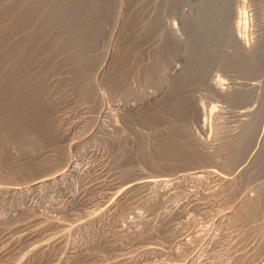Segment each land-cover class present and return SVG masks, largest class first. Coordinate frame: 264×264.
<instances>
[{"label":"rangeland","instance_id":"obj_1","mask_svg":"<svg viewBox=\"0 0 264 264\" xmlns=\"http://www.w3.org/2000/svg\"><path fill=\"white\" fill-rule=\"evenodd\" d=\"M136 1L137 0H123L122 1V4H121L122 6L120 5L121 8L120 7L117 8L118 13L117 12L115 13L117 18L114 17L113 18L114 20L109 19L107 22V25H108L107 28L109 31L107 30V32L104 34L105 35L104 37H106L107 41L103 37L104 42H103V40L101 41V42H103V44L100 42L99 44H101V45H99L97 48V50H101V51H99L100 55L96 53L97 52L96 50L93 51L94 53L91 52L90 56L93 57V60H92L93 62L91 64L92 66L90 65L89 69H87V70L85 68V71H84V69L81 70V69L75 68L71 65L70 66L67 65V57H68L67 51H64V52L58 51L59 53L58 52L55 53L54 56L50 55L48 52L44 51L40 55V57H39L40 59L37 60L36 62L35 61H33V62L32 61H26V62L18 61V58L16 57L15 53H13L14 49L16 48L17 41L23 37V35L25 34V32L27 30L33 29L36 26L34 27L32 24V21L29 18L27 19V17H26V9H27V5H28L27 2H25L23 0H0V43H1V46H0V82L1 83L4 82L2 85L0 84V88L3 85H5V83L7 84V82L9 81V80L8 81L6 80V77L8 75V72L10 71V67H11L10 64H14V63L16 64L17 63V65L14 67V70L18 68V69H20V70H18L19 72H21V71L26 72L27 71V73L29 72V74L37 76L39 81L45 82V92L47 95L48 103L50 104L49 106H50V110L52 112V117H53L52 122H54V125L58 130V133H57L58 135L53 140L46 139L45 137H37V138L32 139L30 137L32 135H27L28 137H30V139L27 140L28 137L22 138L20 135H17V133H16V131H14V129L10 130L7 127V124H5L6 120H5V122L3 121L4 120L3 111H2V109H0V210H1L0 212H1V214L4 212L2 214L3 217L0 214V218L3 219L2 221L0 219V222H1L0 223V242H1L0 243V253H1L0 258L4 257V259H5V257H6V259H8V257H10L8 260H6V259L3 260V258H1L0 264H3V263L4 264H6V263L7 264H11V263L12 264H36V263L37 264H53V263L54 264H75V263L81 264V262H84L82 264H85V263L86 264H92L93 262H97V263H93V264H98V263L105 264L106 262H107L106 264H114V263L115 264L116 263L122 264L123 262H124L123 264H125L126 262H127L126 264H136V263L137 264H141V263H143V264H150V263L151 264H156V263L163 264L164 262H165L164 264H170V263L171 264H174V263L175 264H193V263L199 264V262L201 264H205V262H206V264H223L224 262L226 264H237V263L238 264H241V263L242 264H264V262H263L264 261V240H262V239H264V224H263L264 219L262 216L259 217V215L253 216L254 218L252 216L243 217L244 215H242V213L239 211V208L244 205L243 203H245V199L254 198V197H256V195L258 196L260 194H261V198H262V204L264 205V168L260 169V165H259L260 158H261V152H262L261 149L264 147V117H261V119H262L261 123L263 125L261 124L260 133L258 134L259 136H257L258 139L256 138L258 140V142L256 141L257 143L255 144V146H253L251 148L252 149L250 151L251 153L249 154L248 159L245 161L246 164L245 163L240 164L239 162H237L235 164H232L231 166L224 167L225 165H223L222 162L218 163L214 159V156H215V158H218L219 155H220L219 159L220 158L221 159L225 158L224 160L227 159V154L229 153L228 143L231 140V137H229V136H231V132H229V130L232 128L231 124L233 122V117L231 116L230 111L233 110L234 105L229 100H227L225 98L224 94L227 91L231 90L236 85V82H235L236 78H235L234 73L233 72L231 73L230 69L226 65L221 64V63H219V64L214 63V66H211V65L209 67L207 66L208 67L207 71L209 73L207 72L208 76H206V77L208 80L205 78H202V79L200 78L201 79V82H200L199 81L200 79L198 78L196 80V82H194L196 84L193 83V85L195 87L199 86L200 87V88L198 87L199 89L195 88L192 85L195 93L197 91V93L195 94L197 97L195 95L194 96L199 101L196 98H194V99L198 101L197 103H199L198 105L200 106V114H201V117H200L201 120L200 121H203V122L195 121V119H194L193 121L192 120L191 121L184 120L185 122L182 120L176 124L179 126H184L185 128H187V130L189 129L188 131L191 132V133L189 132V134H188V131H186L185 136L182 137V140L186 139V140H184V142L189 141L188 145L193 146V148H194L193 154L192 155L188 154V156L185 155V157H183V158L182 157H180V158L169 157L167 159L164 156H160V157H156L152 160H150L149 158L146 160L142 159L138 155V149L139 148L137 145L138 144L137 143V139H138L137 135H139V133L142 132L146 137H149L150 135H152L153 138H150L151 137L150 136L149 139L153 143V142H156V138H157V134L159 133V130L160 131L168 130L166 128L172 126L173 123L171 124L168 122H163L162 124L160 123L161 124L160 125L159 123L158 124H156V123L151 124V123H153L152 121L151 122L149 121V123L148 122L146 123V122H143L141 120H135V124L134 125L132 124L133 125L132 126L130 123L128 124V122H125L126 120L124 121V119L126 117L125 115L132 113V112H130V111H132V109L130 107H126L124 103L129 102L130 104H134L133 106H136L137 108H139V110H143V111L146 109V107L147 108L151 107L152 106L151 104L154 105V102H156L158 99H161V98L166 96V94L170 90L169 82H168V84H166V83H167V81H169L172 78V76L174 77L175 75H177L179 70L178 69L175 70V69H172L170 67H167L166 70L163 71L162 74H160L159 79L162 78L161 82H163V83L160 82L161 84L159 83V85L157 83H154L155 81L150 82L148 80L149 82H144L147 80H144L143 78L137 76L139 78V80H141V82H140L138 80V78L136 77V75L132 74V76L130 77L131 78L130 79L131 88H130V90L128 88V90H127L128 92H125L122 89V87H119V86L114 87V85H112L110 83L111 81H109V78L111 80V78L113 77V70L115 68H117V66H118L117 64L119 61L116 64L115 54L117 52L119 40L121 39L120 36L122 35V33H121L122 32L121 30L123 29L122 25L125 22V20L127 19V17H129L128 14H130L133 9H134L133 11L139 10L140 12H141V10H143L142 13L144 12L147 14V16H146L143 13V17L144 16L148 17V16H150L149 14H151L152 12L153 13L151 15H153V14L156 15L157 12L159 13L162 10L160 8L161 7V0H158V1L157 0H148V1L145 0V1H143L144 3L143 2L138 3ZM152 1H153V4H152ZM156 1L158 2V4ZM236 1H237L236 2L237 11H236V16L234 18L235 23H236V29H235L236 30V36L238 37V39L241 41V43L246 48L252 50L258 44L257 40L260 39V37H261V33L263 31V30H261V28L262 29L264 28V25L262 26V24L264 23V2L260 3L258 0H236ZM195 2H197V1L194 0V3ZM140 4H142V5H140ZM10 5H12L11 8H9ZM137 5L140 8L138 7V9H137V7H135ZM147 9H148V11H147ZM190 10H191V8L189 6L188 7L183 6V7L177 8L175 11H174V9L170 8V9L166 10L165 12H163V14H162L163 17L167 20V22L170 21L169 23L174 26L173 28L176 31L178 30L177 33L179 34V31H180L179 35H181L185 39L188 36V33H186L187 31H186V28L184 26L183 15H184V13H186ZM119 12H120V14H119ZM172 13H174L175 15L174 14L172 15ZM164 14L166 16H164ZM169 18L171 20H169ZM142 21H144V20H139V22H138L139 25L142 24ZM154 29H153V32L156 31V29L155 30ZM117 34H119V36ZM157 39L155 41H152L154 39H151V40L145 39V41L148 44L147 45L148 48L147 47L145 48L146 42L141 41L140 45L143 46V48L139 45L140 47L139 46L135 47V49H133V47L130 45V42L127 40V42L130 45V55L133 58L130 56V60L127 61V62H129V64H127L126 67L130 68L132 65L130 62L133 59L138 60V58H139V61H138L139 65L147 64L146 61H148V60H149L148 61V63H149L151 61V56L150 55L147 56L146 54H148V52H149V54L150 53L152 54V51H154V52L157 51L158 47H159V49L161 47L163 48V46H162L163 42L162 41L159 42L160 40L159 39L157 40ZM156 41H158V42H156ZM158 43H161V45ZM150 49H151V51H150ZM228 49L231 50V47L230 48L228 47ZM102 50H104V51H102ZM140 50H141V52H140ZM95 53L98 55V57L96 56ZM64 54H67V55H64ZM59 55L61 56V58ZM62 55H63V57H62ZM64 57H66V58H64ZM176 59H177L176 64L178 66L181 65L179 68L186 66L187 61H186V56L184 54H181V56L180 55L176 56L174 61ZM52 62H53V64H52ZM20 66H22V67H20ZM60 69H62V71ZM67 69H69V71H67ZM57 70H59V71L57 72ZM51 75H52V77H51ZM62 75H64V76L61 77ZM48 76H50V77H48ZM57 77L59 78V80ZM132 77H134V78H132ZM49 78H50L51 82H50V80L49 81L47 80ZM54 79L55 80L57 79L56 80L57 82H55ZM4 80H6V82ZM52 81H54V82H52ZM197 82L199 85L197 84ZM214 83L216 84V86ZM157 85L159 86V88ZM218 86L220 88H218ZM163 87L165 88L164 92L162 91L164 89ZM160 88H161V90H160L161 93H160V91H158ZM116 90H119L121 92H118ZM122 92H124V93H122ZM147 95H150V96H147ZM222 97H223L224 101H223ZM135 99L137 101L140 100V102H137ZM62 100H63V102H62ZM152 101H154V102H152ZM111 104H112V106H111ZM143 105L146 107H144ZM0 106H1V104H0ZM121 106L122 107L124 106L125 108L124 107L122 108ZM232 106H233V108H232ZM143 107L145 109H142ZM229 107H230V109H229ZM59 108H61V109L59 110ZM106 109H107V111H106ZM69 110H70V112H69ZM78 111H80V112L78 114H76ZM225 111L228 115L225 113ZM105 113H108V116ZM118 113H120V114H118ZM79 114H81L80 116L83 115V117L78 118V117H80ZM73 115H76V116L74 117ZM110 116H112V117H110ZM227 116H229L230 119ZM262 116H264V115H262ZM119 117H120V119H119ZM73 120H75V121H73ZM81 120H83V122ZM65 122H67V124ZM105 122H106V125H103V124H105ZM63 123H65L66 125ZM68 123H70V124L72 123V124L70 125ZM109 123H111V124H109ZM136 123H138V124H136ZM199 123H200V125H199ZM181 124H183V125H181ZM185 124H187L189 126L187 127V125L185 126ZM157 125H159V126H157ZM167 125H168V127H167ZM75 126H77V127H75ZM146 126L148 127L149 130L146 129ZM64 127L66 130L64 129ZM117 127H119V128H117ZM162 128H164V129H162ZM71 129H73V130H71ZM115 129L118 131H116ZM121 129L122 130L124 129V130L122 131ZM103 130H104V132H103ZM113 130L116 133H114ZM143 130H146L147 132L143 131ZM154 130H156V131H154ZM63 131H64V133H63ZM66 131H67V133H66L67 135H65ZM100 131H101V133H100ZM135 131H136V133H135ZM137 131H139V132H137ZM149 132H150V135H149ZM152 132H153V134H152ZM154 132H155V134H154ZM228 132H229V135H227ZM147 133H148V135H147ZM79 134H81V135H79ZM125 134H128V135H125ZM186 134L188 135L189 139L187 138ZM76 135H78V136L76 137ZM122 135H124V136H122ZM84 136H86V137L84 138ZM125 136H127L126 138H127L128 147H130L132 149L131 150L132 156H131V153H127V157L131 156V160H127V157H125V156L122 159L118 158L120 150L118 149L119 145H118V142H116V141L119 140L118 138L124 139ZM78 137H80V138H78ZM100 137L103 139H101ZM128 137H129V139H128ZM113 138H115V139H113ZM130 138H132V139H130ZM152 139H154V141ZM74 140L75 141L77 140L78 142L77 141L75 142ZM106 140L108 142H106ZM113 140H115L114 143H113ZM82 142L85 144V145L83 144L84 146L81 145ZM88 142H90V143H88ZM89 144H90V146L88 147ZM53 147H54V149H53ZM49 149H50V151H49ZM86 150H87V152H86ZM52 151H53V153H51ZM221 151H222V153H221ZM45 152H46V154H45ZM49 154H51V155H49ZM59 156H60V158L58 160L57 157H59ZM61 156H62V158H61ZM207 156L212 157L213 160L209 159V157H207ZM53 157H54V159H53ZM67 157L71 161L74 162V166L71 167V169H73V170L66 171L68 174L65 173V175H63L64 177L56 179V180H54V182L52 181V182H49L45 185H42V187L38 186L35 188H30V189L25 188L24 189L23 185H21V184L27 183V182H24V181H26L25 179H27V178L29 179L32 176L34 177V176L40 174L41 172L47 173L46 171H51L53 169L52 167H54V168L57 167L59 163L61 165V161H62V163L64 162V164H65L66 163L65 161H67L65 159ZM56 158H57V160H55ZM214 160H215V162H213ZM55 161H59V163L55 162ZM202 162H204V163H202ZM205 162H207L206 163L207 166H209L208 163H210V165H212V166L215 165L217 167V168L215 167L217 169V171H220L218 169H222L223 171L222 170L221 171L224 172V174L226 172H229L227 175L225 174L226 175V178L224 179L225 181H223V179H220V178L218 179V177H213L211 175H210L211 177L209 175L208 176L204 175L203 177L196 178L195 179L196 181L193 178L186 176V178L185 177H184V179L182 178L183 181L181 180L179 182H174L176 184L172 185L173 181L170 179V177H172L171 174H173L176 171H180V169L185 170L187 168H190L191 164L193 166H195L196 164L206 165ZM87 163H89L90 165ZM170 163H173V164L171 165ZM64 164H62V166H64ZM81 165H83V166H81ZM84 165H86L87 167L86 166L84 167ZM119 165H121V167ZM192 165H191V167H192ZM90 166H91V168H90ZM168 166L170 169L168 168ZM186 166H187V168H186ZM174 167L177 169H175ZM178 167H179V170H178ZM222 167L225 169H223ZM85 168L86 169L88 168L89 171H88V169L86 170ZM172 168H174L175 170ZM74 169H76V171H77L76 173H75ZM81 169H82V171H81ZM173 170H174V172H173ZM72 171H74L75 175L73 174ZM163 172H166V173H164V175H163ZM134 173L135 174L140 173L139 174L140 176L139 175H137V176L143 177V179L145 180L144 181L145 184H142L143 187L141 186L140 189H136V190L134 189L135 192H134V190H129L127 192H125V190H123V191L121 190L120 196L117 197L118 199L114 198L111 200L112 202L111 201L109 202L110 205L109 204H107L108 206L104 205L103 200L106 197L105 198H102V197H104V195H105L104 191H106V190H105V188H103V186H106V183H107L110 185L113 184L114 186L117 185L118 187L116 188V190L117 189L119 190V188L123 189L122 188L123 183H126L131 178L137 177L136 175H134ZM169 174H170V176H169ZM167 176H169V177H167ZM102 177H104V178H102ZM66 178L68 180H66ZM96 178H98V179H96ZM165 178H167V179H165ZM189 179H191V180H189ZM60 180H62L63 182ZM93 180H95V181H93ZM193 180L195 181V183ZM201 180H203L202 183H201ZM115 181H117V182H115ZM162 181H163V184H162ZM219 181H221V182H219ZM64 182H65V184L62 185ZM96 182L99 184H97ZM185 182L188 184V186ZM216 182H217V184H216ZM102 183H104V184L100 187V184H102ZM198 183H200V184H198ZM203 183H204V185H203ZM191 184H192V186H191ZM162 185L164 188L162 187ZM195 185H196V187H195ZM197 185L199 187L201 185V187L198 188ZM43 186H44V188H43ZM52 186H53V188H52ZM87 186H88V189H87ZM95 186H97V187L95 188ZM205 186H207V187L204 188ZM218 186H220V187L218 189H216ZM60 187H61V189H60ZM171 187H173V189ZM184 187H187L190 190H187L186 188L183 189ZM20 188H22V189H20ZM90 188H92V189H90ZM99 188H101V189H99ZM161 188H163V189H161ZM177 188H178V190H177ZM207 188H209L208 190H210L209 192L212 196L209 194L208 190H206ZM28 189H29V192H28ZM73 189H74V193H73ZM81 189H82L84 195H83ZM251 189H252V191H250ZM99 190H100V192H99ZM143 190H145V191H143ZM175 190H177L176 191L177 193L175 192ZM180 190H182L183 192L185 190L184 194H183V192L179 193ZM244 190H245V192H244ZM188 191H192L193 192V193L191 192L192 195L190 193H188ZM204 191H205V193H203ZM211 191H212V193H211ZM20 192H22V193H20ZM69 192H70V194H69ZM138 192H140V194ZM142 192H143V194H142ZM186 192H187V194H186ZM196 193H199V194L196 195ZM213 193H216V194L213 195ZM243 193H244V195H243ZM247 193L249 196L247 195ZM80 194H82V195H80ZM204 194H206V195H204ZM75 195H77L78 197ZM87 195H89L90 199L88 197H84ZM129 195H131V196L128 197ZM140 195H141V197H140ZM163 195H165V196H163ZM175 195H176V197H175ZM186 195H188V196H186ZM215 195H218V196L220 195V196L218 198V196H215ZM132 196H133V198H132ZM213 196L215 199H213ZM97 197H99V200ZM100 197H101V199H100ZM135 197H137L136 200L134 199ZM193 197L197 200V202H196L197 204L196 203L194 204L193 201H191V199ZM202 197H204V198H202ZM210 197H212V198H210ZM85 198H86V200H85ZM207 198H210L211 200L207 199ZM125 199H127L126 201H129V202H126ZM172 199L174 201H172ZM199 199H201V200H199ZM204 199H206V200H204ZM186 200L187 201L189 200V201L187 202ZM212 200H213V202H212ZM120 201L121 202L124 201V202L121 203ZM60 202H61V204H59ZM87 202H88V204H87ZM211 202H212V204H211ZM175 203H176V205H175ZM96 204H98V205H96ZM100 204L104 205L103 207H105L106 209L103 208L102 205H100ZM204 204L208 207V209L206 208V206ZM218 204H220V206ZM238 204H242V205L236 206ZM116 205L118 207L119 206L120 207L118 208ZM195 205H197L198 208H196L197 206L195 207ZM216 205L219 207H217ZM87 206H88V208H87ZM132 206H133V209H132ZM174 206H176V207H174ZM68 207H70V208H68ZM81 207H83V208H81ZM85 207H86V209H84ZM136 207H138V209H136ZM203 207L206 208V210L203 209ZM209 207H211L210 208L211 211L209 210ZM21 208H23V209H21ZM63 208H65V209H63ZM71 208L72 209L75 208L76 210L74 209V211H76V212H73ZM79 208H81V209H79ZM223 208H225L227 211L224 210ZM7 209H8V211H7ZM60 209H61V211H60ZM111 209L113 212H111ZM168 209H170V210H168ZM174 209H175V211H174ZM62 210H63V212H62ZM131 210H132V212H131ZM16 211H20V212H16ZM67 211H70V212H67ZM78 211L82 215H79L80 213ZM202 211L203 212L206 211L207 213L205 214ZM219 211H221V213ZM88 212L90 215L87 214ZM92 212H94V213H92ZM116 212H118V215ZM138 212H140V213H138ZM193 212H196L197 215H196V213H195V215L198 217H194L195 215H193L194 214ZM198 212H200V213H198ZM212 212H215V213L219 212L218 213L219 217L216 216L217 213L215 214ZM236 212H237V214H236ZM7 213L9 215H7ZM11 213H13V214H11ZM231 213H232V215H230ZM40 214L42 215L41 217H40ZM64 214H66V215H64ZM136 214H138V215H136ZM13 215H14V217H13ZM72 215L74 217H72ZM77 215H79V216H77ZM85 215L87 216V218H90V216H91V218L92 217L93 218L92 219L90 218L91 220L88 219L89 221L85 220V218H86ZM134 215L138 216V218H140V219H138ZM169 215H170V217H169ZM70 216H71V218H70ZM83 216H85V217H83ZM121 216H123V217H121ZM176 216H177V218H176ZM210 216H211V218H210ZM6 217H7V219H6ZM33 217H35V219H33ZM76 217H80V218H76ZM81 217L84 221H82ZM145 217H147V219H145ZM165 217H167V218H165ZM242 217L244 220L242 219ZM255 217H257V218H255ZM67 218H70V219L67 220ZM72 218H74V219H72ZM109 218H110V220H109ZM122 218H124V219H122ZM161 218H162V220L164 219L163 222H162ZM179 218L181 221H179ZM216 218H218V220ZM249 218L253 219V220H250ZM8 219H10V220H8ZM15 219H17V220H15ZM76 219L80 220L79 222L81 224L78 222V220L76 222H74ZM119 219H121L122 221ZM129 219H130V221H129ZM141 219H143V220H141ZM159 219H160V221H159ZM194 219H196V220L198 219L197 220L198 222ZM225 219H227L229 222L227 220L225 221ZM240 219H242V220L239 221ZM60 220H61V222H60ZM64 220H65V222H67V224L68 223H70V224L67 225L64 222ZM71 220H73V221H71ZM184 220H186V221H184ZM232 220H233V222H232ZM15 221L16 222L18 221V223H16ZM109 221H111V222H109ZM214 221H215V223H214ZM20 222H22V223H20ZM23 222H24V225H23ZM25 222H28V223H25ZM210 222H211V226H210ZM223 222H225V223L223 224ZM71 223H72V225H71ZM12 224H13V229L11 228ZM74 224L75 225L79 224V225L74 226ZM118 224H119V227H118ZM158 224H160L161 229H159ZM165 224H167V225H165ZM194 224H196L195 225L196 227L194 226ZM201 224L203 225V227ZM134 225H135V227H133ZM205 225H206V227H205ZM5 226H7V228ZM9 226H11V227H9ZM116 226L118 229H116ZM136 226H139V227L137 228ZM152 226L153 227L157 226V227L152 228ZM238 226H240V227H238ZM8 227H9V229H8ZM140 227H142V228H140ZM219 228H221V229H219ZM224 228H225V230H224ZM229 228H231V229H229ZM29 229L32 230V232ZM136 229L140 230V231H137ZM118 230L121 232L122 235L120 234V232ZM227 230H228V232H227ZM238 230H240L241 233ZM245 230L247 232H245ZM201 231H202V233H201ZM207 231H208L210 236L208 235ZM33 232H34V234H33ZM35 232H37V233H35ZM126 232H127V234H126ZM143 232H144V234H143ZM190 232H194L195 235L193 236V238L190 237L189 240L186 241V244L189 243V245L187 246L184 243V244H182V246L180 244V246H178V248H177L176 245H174V243H175L174 239L176 241L177 237L179 238L181 235L185 236L186 234H188ZM215 232H216V234H215ZM224 232H226V233H224ZM118 233H119V235H118ZM139 233H141V234H139ZM148 233H150V234H148ZM247 233H248V235H247ZM183 234H185V235H183ZM132 235H133V237H132ZM198 235H200V236H198ZM213 235H214V238H213ZM225 235H227V236H225ZM237 235L238 236L240 235V238L235 237ZM121 236H123V237H121ZM125 236H126V238H125ZM206 236H208V237H206ZM31 237H33V239ZM194 237H196V239ZM224 237H226L228 240ZM105 238H106V240H105ZM140 238H142V239H140ZM12 239H14V241ZM112 239L114 241H112ZM20 240L21 241L23 240L22 241L23 243L22 242L20 243ZM25 240H27V241H25ZM129 240H130V242H129ZM133 240L134 241L136 240V241L134 242ZM232 240H234V241L232 242ZM242 240L245 242H243ZM55 241L58 242V244ZM111 241H112V243H111ZM143 241H145V242H143ZM191 241H193V242H191ZM199 241H201V242H199ZM16 242H17V244H16ZM102 242H105V243H102ZM125 242L127 243V246H126ZM46 243H48V245ZM107 243H108L109 247L107 246ZM256 243H257V245H256ZM259 243L261 244V246ZM141 244H144V245L142 246ZM145 244L146 245L152 244V245L157 246L158 248L146 250ZM199 244H201V246ZM225 244H226V246H224ZM27 245L28 246L30 245V246L28 247ZM50 245H51V247H50ZM132 245H134V246H132ZM184 245H185V247H184ZM238 245H239V247H238ZM41 246H42V248H41ZM243 246L247 248L246 249L247 255L245 254L246 256L244 255V257L240 258V256L237 255V252H238V248L243 247ZM170 247H171V249L168 250V248H170ZM210 247H212V248H210ZM221 247H223V248H221ZM1 248H2V251H1ZM50 248H52V249H50ZM115 248H116V250H118V249L119 250L116 252ZM130 248H132V250ZM137 248L139 251H136ZM195 248H197V249H195ZM209 248H210V250H209ZM233 248L235 249V251ZM174 249L177 251H175ZM4 250H6V251H4ZM53 250H55V251H53ZM57 250L60 252H58ZM69 250H70V252H69ZM87 250L90 253V255H89V253H87ZM140 250H141V252H140ZM142 250H145V251H143V253H142ZM12 251H14V252H12ZM21 251H22V253H20ZM40 251H41V253H40ZM79 251L82 252V256H81V253ZM96 251H98V252H96ZM232 251H233V253H232ZM101 252H103V253L101 254ZM120 252H121V255H120ZM129 252H131L132 257L130 256V254H128ZM174 252H176V253H174ZM251 252H254V253H251ZM4 253L7 255H5ZM71 253H73V254H71ZM97 253H98V256H97L98 258L95 257L97 255ZM104 253L106 256L105 255L103 256ZM113 253H114V256H113ZM15 254H17V255H15ZM74 254L76 255V257H74L75 256ZM167 254L168 255L170 254L169 257ZM209 254L212 257L209 256ZM227 254H229L230 256ZM72 255H73V257H72ZM88 255L91 258H89ZM116 255L117 256L120 255L121 258L119 259V257H117ZM173 255H175V257ZM189 255L191 257H189ZM232 255H233L234 259H233ZM107 256H109V257H107ZM110 256H111V258H110ZM122 256H124L125 258ZM158 256H160V257H158ZM247 256H249V257H247ZM255 256H257V257H255ZM77 257H78V261H77ZM99 257H100V259H99ZM103 257H105L107 259H105ZM170 257L174 258V259H171V261L169 262L168 260ZM176 257L177 258L179 257L177 259V260H179V262L177 260H175ZM237 257H239V259ZM15 258H18V259H15ZM45 258H47V260L50 259L48 261L49 263L46 261ZM108 258L111 260H109ZM115 258H117V259H115ZM187 258H188V260H187ZM202 258L204 261L202 260ZM247 258L248 259L250 258V259L248 260ZM43 259H45V261ZM88 259H90V261ZM95 259L97 261H95ZM129 259H131L132 262ZM145 259H146V261H145ZM164 259H165V261H164ZM166 259H168V260H166ZM182 259L184 261H182ZM210 259H212V260H210ZM227 259L229 260V262L231 260V263H229ZM242 259L244 260L243 262H242ZM254 259H258V260H255V263H254L253 262ZM71 260H73V261L71 262ZM79 260H80V262H79ZM100 260L103 261V263L100 262ZM117 260H118V262H117ZM142 260H144V261H142ZM6 261H8V262H6ZM12 261H15V262H12ZM110 261H112V262H110ZM174 261H176V262H174ZM259 261H262V263ZM41 262H43V263H41Z\"/></svg>","mask_w":264,"mask_h":264},{"label":"bare ground","instance_id":"obj_2","mask_svg":"<svg viewBox=\"0 0 264 264\" xmlns=\"http://www.w3.org/2000/svg\"><path fill=\"white\" fill-rule=\"evenodd\" d=\"M25 2H27V9H26V17L27 19L29 18L31 21H32V24L35 28L33 29H30V30H27L25 32V34L23 35V37L17 41V44H16V48L14 49V52L16 57L18 58V61H22V62H26V61H37L39 60L40 58V55L42 54V52H48L50 55H55V53H57L58 51H67L68 52V57H67V65H71L75 68H78V69H84L85 71V68L86 70L89 69V66L92 64V60H93V57L90 56L91 52L93 51H97L96 53L99 54V51L101 50H97L98 46L101 45L99 44L102 40H103V37L105 36L104 34L107 32L108 30V25H107V22L109 19H113L114 17H116V12H117V8L120 7V5L122 4V1L123 0H23ZM143 1L145 0H137L136 2L138 3H142ZM148 1V0H147ZM158 1V0H157ZM156 1V2H157ZM197 2L194 3V0H161V11L156 15H151L149 14L150 16L146 17L147 14L144 13L146 16L143 17V13L141 10V12L139 10H135V11H131L129 15V17H127V19L125 20V22L123 23L122 27L123 29L121 30L122 32V35L120 36L121 39L119 40V43H118V48H117V52L115 54V58H116V64L118 62V66L117 68H115L113 70V77L109 78V81H111L110 83L112 85H114V87H122V89L125 91V92H128V88L130 90L131 88V83H130V77L132 76V74L139 76L141 78H143L144 80H147V81H144V82H152V81H155L154 83H157L159 85V83L161 82V79H159L160 77V74H162L163 71L166 70L167 67H170L172 69H175V70H179L177 75H175L174 77L172 76V78L167 81L166 84H168L169 82V87H170V90L168 91V93L166 94L165 97L161 98V99H158L156 102H154V105L151 104L152 106L151 107H146V109L143 107L142 109H145L144 111L143 110H139V108H137L136 106H133L134 104H130L129 102L127 103H124L126 107H130L132 109V113L130 114H127L125 115V119L124 121L125 122H128V124L130 123L131 125L135 124V120H141L143 122H148L149 121L153 122L151 124H162L163 122H168V123H173L172 126L167 127L166 129L168 130H165V131H160L159 130V133L157 134V138H156V142H153L149 139L150 138H153L152 135H150V132H149V137H146L141 131V133H139V135H137L138 139H137V145H138V155L142 158V159H154L156 157H160V156H164L167 158L169 157H177V158H180V157H185L188 156V154H193V146L192 145H188L189 144V141L188 142H184V140L186 139H183L182 140V137L185 136V133L187 130V128H185L184 126H179V125H176L177 123H179L180 121H184V120H188V121H193L195 119V121H200V117H201V114H200V106L198 105L199 103H197L199 100L196 98L197 96L195 95L197 93H195L194 91V88L192 87L193 83L196 82V80L199 78H205L207 79L206 76H208L207 74V69L208 67L211 65V66H214V63H221V64H224L226 65L231 73L233 72L234 75H235V78H236V85L229 91H227L224 96L227 100H229L233 105H234V108L232 111H230L231 113V116L233 117V122L231 124L232 128L229 130V132H231V140L230 142L228 143V149H229V155L227 154V159L224 160L223 158L219 159V156L218 158H215L214 156V159L218 162V163H221L223 165H225L224 167H228V166H231L232 164H235L237 162H239L240 164H243L245 163V161L248 159L249 157V154L251 153L250 151L252 150L251 148L253 146H255V144L258 142V138L257 136H259L258 134L260 133V127H261V117H264L262 115H264V28L261 30L262 33H261V37L260 39H258L257 41V45L254 47V49L250 50L248 48H246L242 43L241 41L238 39V37L236 36V23H235V16H236V0H196ZM260 3L261 2H264V0H258ZM144 3V2H143ZM137 4V3H136ZM135 4V5H136ZM152 4H153V1H152ZM158 4V2H157ZM160 4V3H159ZM142 5V4H140ZM150 5V4H149ZM263 5V4H262ZM12 5L9 6V8H11ZM122 6V5H121ZM145 6V5H144ZM151 6V5H150ZM185 7V6H189L191 8L190 11L184 13L183 15V20H184V26L186 28V33H188V36L186 37V39L184 37H182L180 34V31H179V34L177 33L178 30L176 31L173 27V25H171L167 20L163 17V12H165L166 10L172 8L174 9V11L179 8V7ZM137 7L138 9V5L135 6ZM121 8V7H120ZM140 8V7H139ZM158 8V7H157ZM116 9V10H115ZM142 9V8H141ZM154 9V8H153ZM185 9V8H184ZM189 9V8H188ZM150 10V9H149ZM156 10V9H155ZM187 10V9H186ZM185 10V11H186ZM119 11V10H118ZM148 11V9H147ZM151 11V10H150ZM153 11V10H152ZM184 11V12H185ZM156 12V11H155ZM177 12V11H176ZM175 12V13H176ZM179 12V11H178ZM118 13V12H117ZM171 13V12H170ZM120 14V12H119ZM174 13H172L173 15ZM182 14V13H181ZM175 15V14H174ZM164 16H166L164 14ZM180 16V15H179ZM114 20V19H113ZM139 20H144L142 21V24L139 25ZM169 20H171L169 18ZM263 23V22H262ZM183 24V23H182ZM117 25V24H116ZM264 25V23L262 24V26ZM261 26V25H260ZM121 27V26H120ZM177 27V26H176ZM156 29L155 32H153V29ZM154 29V30H155ZM260 29V28H259ZM111 30V29H110ZM109 31V30H108ZM120 33V34H121ZM156 33V34H155ZM110 34V33H109ZM112 34V33H111ZM119 36V34H117ZM154 36V37H153ZM105 40H106V37H104ZM159 39L160 41L159 42H163L162 46L163 48L161 47L159 49V47L157 48V51H152V54L148 52V54H146L147 56L150 55L151 56V61L148 63V61H146L147 64H143V65H139L138 61H139V58L138 60L137 59H133L130 63L132 64L130 68H127L126 65L129 64V61L130 60V45L133 47V49H135V47H138L141 43V41H145V39L147 40H151V39H154L152 41H155L156 39ZM258 38V37H257ZM157 39V40H158ZM115 40V39H114ZM118 40V39H117ZM127 40L130 42V45L129 43L127 42ZM107 41V40H106ZM104 42V40H103ZM103 42H101L103 44ZM146 42V41H145ZM158 42V41H156ZM155 42V43H156ZM106 43V42H105ZM117 43V42H116ZM128 44V45H127ZM143 44V43H142ZM157 44V43H156ZM161 45V43H158ZM144 45V44H143ZM147 42H146V46L145 48L147 47ZM0 46H1V43H0ZM141 46V45H140ZM139 46V47H140ZM159 46V45H158ZM131 47V48H132ZM143 48V46H141ZM228 47L230 48L231 47V50L228 49ZM14 48V47H13ZM148 48V47H147ZM101 49V48H100ZM132 50V49H131ZM184 50V51H183ZM104 51V50H102ZM139 51V50H138ZM151 51V49H150ZM141 52V50H140ZM154 52V53H153ZM59 53V52H58ZM94 53V52H93ZM95 53V54H96ZM61 54V53H60ZM63 54V53H62ZM96 54V56L98 57V55ZM102 54V53H101ZM181 54H184L186 56V66H183L181 68H179L180 66H178L176 64V61L177 59L174 61L175 57L180 55ZM64 55H67V54H64ZM100 55V54H99ZM60 56V55H59ZM5 57V56H4ZM63 57V55H62ZM132 57V56H131ZM61 58V56H60ZM66 58V57H64ZM133 58V57H132ZM147 58V57H146ZM59 60V59H58ZM179 60V59H178ZM65 61V60H64ZM51 63V62H50ZM53 64V62H52ZM181 64V63H180ZM213 64V65H212ZM11 67H10V71L8 72V75L6 77V80L8 81L7 84L5 83V85H3L1 88H0V104H1V108L2 111H3V114H4V122L5 124H7V127L12 130L14 129V131H16L17 135H20L22 138H27L28 136L27 135H32L30 136L32 139L33 138H37V137H45L46 139H50V140H53L58 134V130L57 128L55 127L54 125V122L53 121V117H52V112L50 110V104L48 103V100H47V95H46V92H45V82H42V81H39L38 80V77L35 76V75H31L29 74V72L27 73L24 72V71H21L19 72L18 70L20 69H15L14 70V67L17 65V63L15 64H10ZM50 65V64H49ZM63 66V65H62ZM61 66V67H62ZM92 66V65H91ZM208 66V67H207ZM22 67V66H20ZM66 67V66H65ZM64 67V68H65ZM63 68V69H64ZM62 71V69H60ZM169 70V69H168ZM59 70H57L58 72ZM67 71H69V69H67ZM210 71V70H209ZM61 73V72H60ZM59 73V74H60ZM68 73V72H67ZM176 73V72H175ZM209 73V72H208ZM2 74V73H1ZM211 74V73H210ZM54 75V74H53ZM56 75V74H55ZM169 75V74H168ZM64 75H62L61 77H63ZM50 77V76H48ZM52 77V75H51ZM54 77V76H53ZM58 78V77H57ZM134 78V77H132ZM138 78V77H137ZM169 78V77H168ZM209 78V77H208ZM201 79L199 80L201 82ZM210 79V78H209ZM2 80V79H1ZM6 80H4L6 82ZM48 81L50 80L47 79ZM57 80V79H56ZM55 79L54 81L57 82ZM59 80V78H58ZM133 80V79H132ZM136 80V79H135ZM139 80V78H138ZM149 80V81H148ZM208 80V79H207ZM44 81V80H43ZM47 81V82H48ZM52 81V82H54ZM141 82V80H139ZM206 81V80H205ZM51 82V80H50ZM207 82V81H206ZM4 83V82H3ZM3 83L0 82V84L2 85ZM49 83V82H48ZM109 83V82H108ZM163 83V82H161ZM160 83V84H161ZM165 83V82H164ZM203 83V82H202ZM210 83V82H209ZM143 84V83H142ZM153 84V83H152ZM196 84V83H194ZM198 84V82H197ZM215 84V83H214ZM144 85V84H143ZM157 85V86H158ZM164 85V84H163ZM199 85V84H198ZM167 86V85H166ZM194 86V85H193ZM201 86V85H200ZM216 86V84H215ZM214 86V87H215ZM165 87V86H164ZM163 87V88H164ZM195 87V86H194ZM199 87V86H198ZM198 87H195L197 89H199ZM157 88V87H156ZM159 88V86H158ZM166 88V87H165ZM165 88L162 90L164 92ZM218 88H220L218 86ZM169 89V88H168ZM161 88L158 90L160 91ZM196 90V89H195ZM223 90V89H222ZM118 92H121L119 90H116ZM153 92V91H152ZM166 92V91H165ZM124 93V92H122ZM161 93V91H160ZM159 93V94H160ZM221 93V92H220ZM150 94V93H149ZM196 97H195V96ZM199 95V94H198ZM147 96H150V95H147ZM203 96V95H202ZM135 97V96H134ZM221 97V96H220ZM194 98H196L197 100H195ZM137 99V98H136ZM135 99V100H136ZM140 99V98H139ZM223 99V97H222ZM123 100V99H122ZM144 100V99H143ZM151 100V99H150ZM132 101V100H131ZM137 101V100H136ZM148 101V100H147ZM224 101V99H223ZM228 101V102H229ZM61 102V101H60ZM63 102V100H62ZM115 102V101H114ZM137 102H140L137 101ZM145 102V101H144ZM65 103V102H64ZM113 103V102H112ZM149 103V102H148ZM226 103V102H225ZM230 103V104H231ZM61 104V103H60ZM63 104V103H62ZM121 104V103H120ZM65 105V104H64ZM63 106V105H62ZM112 106V104H111ZM118 106V105H117ZM228 106V105H227ZM64 107V106H63ZM109 107V106H108ZM122 107V106H121ZM124 107V106H123ZM122 107V108H123ZM136 107V108H135ZM231 107V106H230ZM229 107V109H230ZM111 108V107H110ZM125 108V107H124ZM228 108V107H227ZM61 108H59L60 110ZM75 109V108H74ZM81 109V108H80ZM203 109V108H202ZM84 110V109H83ZM87 110V109H86ZM109 110V109H108ZM228 110V109H227ZM226 110V111H227ZM65 111V110H64ZM82 111V110H81ZM107 111V109H106ZM225 111V113H226ZM67 112V111H66ZM70 112V110H69ZM74 112V111H73ZM80 111H78L76 114H78ZM103 112V111H102ZM116 112V111H115ZM119 112V111H118ZM202 112V111H201ZM228 112V111H227ZM65 113V112H64ZM128 113V112H127ZM84 114V113H83ZM86 114V113H85ZM107 114L108 116V113H105ZM111 114V113H110ZM114 114V113H113ZM120 114V113H118ZM227 114V113H226ZM64 115V114H63ZM66 115V114H65ZM69 115V114H68ZM81 114H79L80 116ZM204 115V114H203ZM225 115V114H224ZM228 115V114H227ZM67 116V115H66ZM74 117L76 115H73ZM78 116V115H77ZM89 116V115H88ZM223 116V115H222ZM60 117V116H59ZM65 117V116H64ZM83 117L80 116L78 118H81ZM105 117V116H104ZM112 117V116H110ZM121 117V116H120ZM119 117V119H120ZM226 117V116H225ZM229 118V116H227ZM70 118V117H69ZM77 118V117H76ZM85 118V117H84ZM89 118V117H88ZM61 119V118H60ZM65 119V118H64ZM73 119V118H72ZM86 119V118H85ZM106 119V118H105ZM112 119V118H111ZM115 119V118H114ZM118 119V118H117ZM122 119V120H123ZM230 119V118H229ZM203 120V119H202ZM75 121V120H73ZM83 122V120H81ZM123 121V122H124ZM194 121V122H195ZM8 122V123H7ZM68 122V121H67ZM67 122H65L67 124ZM79 122V121H78ZM77 122V123H78ZM122 122V121H121ZM185 122V121H184ZM200 122H203V121H200ZM224 122V121H223ZM222 122V123H223ZM228 122V121H227ZM226 122V123H227ZM3 123V122H2ZM63 123V124H65ZM76 123V124H77ZM87 123V122H86ZM102 123V122H101ZM104 123V122H103ZM142 123V122H141ZM190 123V122H189ZM65 124V125H66ZM70 124V123H68ZM72 124V123H71ZM70 124V125H71ZM79 124V123H78ZM81 124V123H80ZM111 124V123H109ZM108 124V125H109ZM127 124V125H128ZM138 124V123H136ZM150 124V125H151ZM160 124V125H161ZM165 124V123H164ZM163 124V125H164ZM74 125V124H73ZM83 125V124H82ZM103 125H106V122L105 124ZM113 125V124H112ZM111 125V126H112ZM124 125V124H123ZM126 125V126H127ZM132 125V126H133ZM142 125V124H141ZM146 125V124H145ZM149 125V124H148ZM183 125V124H181ZM187 124H185L186 126ZM200 125V123H199ZM206 125V124H205ZM229 125V124H228ZM263 125V124H262ZM69 126V125H68ZM120 126V125H119ZM138 126V125H137ZM156 126V125H155ZM154 126V127H155ZM159 126V125H157ZM189 125H187L188 127ZM71 127V126H70ZM77 127V126H75ZM95 127V126H94ZM116 127V126H115ZM129 127V126H128ZM127 127V128H128ZM135 127V126H134ZM133 127V128H134ZM140 127V126H139ZM150 127V126H149ZM161 127V126H160ZM163 127V126H162ZM195 127V126H194ZM223 127V126H222ZM229 127V126H228ZM68 128V127H67ZM111 128V127H110ZM119 128V127H117ZM132 128V129H133ZM157 128V127H156ZM226 128V127H225ZM65 129V127H64ZM70 129V128H69ZM68 129V130H69ZM76 129V128H75ZM84 129V128H83ZM112 129V128H111ZM126 129V128H125ZM138 129V128H137ZM136 129V130H137ZM142 129V128H141ZM146 129H148V127L146 126ZM160 129V128H159ZM164 129V128H162ZM227 129V128H226ZM66 130V129H65ZM64 130V131H65ZM73 130V129H71ZM108 130V129H107ZM116 130V129H115ZM122 130V129H121ZM124 130V129H123ZM122 130V131H123ZM153 130V129H152ZM222 130V129H221ZM227 130V131H228ZM63 131V133H64ZM76 131V130H75ZM84 131V130H83ZM106 131V130H105ZM118 131V130H116ZM127 131V130H126ZM131 131V130H130ZM143 131H146V130H143ZM151 131V130H150ZM156 131V130H154ZM194 131V130H193ZM225 131V130H224ZM70 132V131H69ZM68 132V133H69ZM73 132V131H72ZM86 132V131H85ZM104 132V130H103ZM109 132V131H108ZM107 132V133H108ZM114 132V130H113ZM134 132V131H133ZM139 132V131H137ZM147 132V131H146ZM158 132V131H157ZM190 131H188V134H189ZM223 132V131H222ZM229 132L227 135H229ZM67 131L65 132V135ZM83 133V132H82ZM89 133V132H88ZM101 133V131H100ZM106 133V134H107ZM116 133V132H114ZM120 133V132H119ZM123 133V132H122ZM125 133V132H124ZM136 133V131H135ZM191 133V132H190ZM153 134V132H152ZM155 134V132H154ZM226 134V133H225ZM69 135V134H68ZM71 135V134H70ZM81 135V134H79ZM110 135V134H109ZM125 135H128V134H125ZM148 135V133H147ZM191 135V134H190ZM78 135H76L77 137ZM90 136V135H89ZM98 136V135H97ZM100 136V135H99ZM108 136V135H107ZM111 136V135H110ZM116 136V135H115ZM114 136V137H115ZM124 136V135H122ZM187 138H188V135L186 134ZM30 137L27 138L30 139ZM81 137V136H80ZM78 137V138H80ZM86 136H84L85 138ZM94 137V136H93ZM102 137V136H101ZM100 137V138H101ZM127 136H125V138L123 139H120L118 138L119 140H117L116 142H118V149L120 150V153H119V157L120 159L127 157V153H131V148L128 147L127 145ZM130 137V136H129ZM128 137V139H129ZM190 137V136H189ZM44 138V139H45ZM75 138V137H74ZM106 138V137H105ZM116 138V137H115ZM113 138V139H115ZM133 138V137H132ZM130 138V139H132ZM155 138V137H154ZM186 138V137H185ZM257 138V139H256ZM88 139V138H87ZM97 139V138H96ZM103 139V138H101ZM110 139V138H109ZM189 139V138H188ZM229 139V138H228ZM26 140V141H27ZM108 140V139H107ZM106 140V142H108ZM124 140V141H123ZM135 140V139H134ZM154 141V139H152ZM75 141V140H74ZM77 141V140H76ZM75 141V142H76ZM92 141V140H91ZM115 140H113V143H114ZM136 141V140H135ZM192 141V140H191ZM257 141V142H256ZM78 142V141H77ZM134 142V141H133ZM81 143V142H80ZM90 143V142H88ZM93 143V142H92ZM111 143V142H110ZM84 143L82 142L81 145H83ZM191 144V143H190ZM76 145V144H75ZM85 145V144H84ZM83 145V146H84ZM87 145V144H86ZM115 145V144H114ZM212 145V144H211ZM90 146V144L88 145V147ZM205 146V145H204ZM263 146V145H262ZM81 147V146H80ZM93 147V146H92ZM114 147V146H113ZM83 148V147H82ZM112 148V147H111ZM213 148V147H212ZM54 149V147H53ZM48 150V149H47ZM90 150V149H89ZM262 152H261V158H260V169H263L264 168V147L261 149ZM50 151V149H49ZM92 151V150H91ZM90 151V152H91ZM47 152V151H46ZM45 152V154H46ZM87 152V150H86ZM117 152V151H116ZM137 152V151H136ZM225 152V151H224ZM50 153V152H49ZM53 153V151L51 152ZM218 153V152H217ZM222 153V151H221ZM216 154V153H215ZM219 154V153H218ZM217 154V155H218ZM224 154V153H223ZM51 155V154H49ZM55 155V154H54ZM216 155V156H217ZM131 156H132V153H131ZM131 156L130 157H127V160H131ZM138 156V157H139ZM212 156V155H211ZM47 157V156H46ZM84 157V156H83ZM209 157V159H212V157L210 156H207ZM58 160L60 158L57 157ZM57 158L55 160H57ZM62 158V156H61ZM64 158V157H63ZM68 158V157H67ZM65 159L67 161H65L66 163L64 164V162L62 163V159L60 160L61 161V165L59 163V161H55V162H58V166L57 167H52L53 169L51 171H46L47 173H43L41 172L40 174L36 175V176H32L31 178H27L25 179L26 181L24 182H27L25 184H21L23 185L24 189L25 188H35V187H42V185H45L49 182H54V180L56 179H59L61 177H64L63 175H65V173H67L66 171L68 170H73L71 169V167L74 166V162L71 161L69 158L68 159ZM74 158V157H73ZM85 158V157H84ZM48 159V158H47ZM54 159V157H53ZM89 159V158H88ZM118 160V159H117ZM141 160V159H140ZM213 160V159H212ZM215 160L213 162H215ZM64 161V160H63ZM122 161V160H121ZM210 161V160H209ZM76 162V161H75ZM120 162V161H119ZM211 162V161H210ZM79 163V162H78ZM91 163V162H90ZM95 163V162H94ZM181 163V162H180ZM204 163V162H202ZM207 162H205L206 164ZM62 164H64V166H62ZM89 164V163H87ZM101 164V163H100ZM120 164V163H119ZM171 165L173 163H170ZM209 166L206 165H199V164H196L195 166H193L192 164V167L190 165V168H186L187 169H183L180 171H176L174 172L175 169L177 168H172L174 169L173 170V174H171L172 177H170V179L173 181L172 185L173 184H176L174 182H179V181H183L184 177L186 178V176H189L191 178H193L194 180L196 178H199V177H203L204 175L206 176H213V177H218V179H223V181H225L224 179L226 178V175L229 173V172H226L224 174V172H222L223 170L222 169H218V170H222L221 172L220 171H217V167L215 165H210V163H208ZM215 164V163H214ZM246 164V163H245ZM90 165V164H89ZM99 165V164H98ZM122 165V164H121ZM121 165H119L121 167ZM83 166V165H81ZM80 166V167H81ZM86 165H84L85 167ZM103 166V165H102ZM166 166V165H165ZM212 168H211V167ZM222 166V165H221ZM87 167V166H86ZM95 167V166H94ZM185 167V166H184ZM216 167V168H215ZM91 168V166H90ZM169 168V166H168ZM182 168V167H181ZM215 168V169H214ZM223 168V167H222ZM83 169V168H82ZM81 169V171H82ZM86 169V168H85ZM88 169V168H87ZM86 169V170H87ZM170 169V168H169ZM168 169V170H169ZM225 169V168H223ZM75 170V173L77 172L76 169ZM85 170V171H86ZM110 170V169H109ZM167 170V171H168ZM178 170H179V167H178ZM89 171V169H88ZM138 171V170H137ZM136 171V172H137ZM141 171V170H140ZM166 171V172H167ZM225 171V170H224ZM73 174H74V171H72ZM100 172V171H99ZM166 172H163V175L164 173ZM220 172V173H219ZM98 173V172H97ZM223 173V174H222ZM68 174V173H67ZM72 174V175H73ZM82 174V173H81ZM88 174V173H87ZM110 174V173H109ZM140 174V173H139ZM139 174H135L134 175H139ZM162 174V173H161ZM75 175V174H74ZM132 175V174H131ZM69 176V175H68ZM97 176V175H96ZM130 176V175H129ZM140 176V175H139ZM170 176V174H169ZM167 176V177H169ZM210 176V177H211ZM80 177V176H79ZM134 177V176H133ZM163 177V176H162ZM209 177V178H210ZM89 178V177H88ZM99 178V177H98ZM96 178V179H98ZM104 178V177H102ZM110 178V177H109ZM128 178V177H127ZM164 178V177H163ZM183 178V179H182ZM90 179V178H89ZM95 179V180H96ZM130 179V178H129ZM167 179V178H165ZM66 180H68L66 178ZM87 180V179H86ZM93 180V181H95ZM128 180V179H127ZM169 180V179H168ZM170 180V181H171ZM188 180V179H187ZM191 180V179H189ZM193 180V181H194ZM210 180V179H209ZM216 180V179H215ZM214 180V181H215ZM62 181V180H60ZM107 181V180H106ZM144 179L143 177H134V178H131L130 180H128L126 183H123V189H120L119 190L116 188L118 187L117 185L114 186L113 184H107L106 183V186H103V188H105L106 191H104V197L102 198H105L103 200V203L104 205H107L109 204V202L114 199V198H117L120 196V192L121 190H125V192L129 191V190H136V189H140V187L143 185L142 184H145L144 183ZM171 181V182H172ZM196 181V180H195ZM194 181V183H195ZM200 181V180H199ZM198 181V182H199ZM203 180H201V183H202ZM222 181V180H221ZM219 181V182H221ZM256 181V180H255ZM63 182V181H62ZM100 182V181H99ZM104 182V181H103ZM111 182V181H110ZM113 182V181H112ZM117 182V181H115ZM189 182V181H188ZM212 182V181H211ZM257 182V181H256ZM59 183V182H58ZM90 183V182H89ZM97 183V182H96ZM95 183V184H96ZM105 183V182H104ZM100 184V187L104 184ZM181 183V182H180ZM186 183V182H185ZM184 183V184H185ZM209 183V182H208ZM215 183V182H214ZM54 184V183H53ZM65 182L62 184L64 185ZM93 184V183H92ZM99 184V183H97ZM116 184V183H115ZM162 184H163V181H162ZM168 184V183H167ZM166 184V185H167ZM178 184V183H177ZM187 184V183H186ZM185 184V185H186ZM200 184V183H198ZM211 184V183H210ZM217 184V182H216ZM260 184V183H259ZM83 185V184H82ZM90 185V184H89ZM170 185V184H169ZM204 185V183H203ZM207 185V184H206ZM246 185V184H245ZM255 185V184H254ZM50 186V185H49ZM56 186V185H55ZM58 186V185H57ZM121 186V185H120ZM165 186V185H164ZM178 186V185H177ZM188 186V184H187ZM192 186V184H191ZM198 186V185H197ZM13 187V186H12ZM19 187V186H18ZM62 187V186H61ZM60 187V189H61ZM65 187V186H64ZM80 187V186H79ZM82 187V186H81ZM97 186H95L96 188ZM163 187V185H162ZM166 187V186H165ZM196 187V185H195ZM201 187V185H200ZM198 186V188H200ZM207 186H205L204 188H206ZM220 186H218L216 189H218ZM260 187V186H259ZM44 188V186H43ZM49 188V187H48ZM53 188V186H52ZM67 188V187H66ZM147 188V187H146ZM164 188V187H163ZM161 188V189H163ZM168 188V187H167ZM173 189V187H171ZM176 188V187H175ZM174 188V189H175ZM187 189V190H190L188 189L187 187H184L183 189ZM190 188V187H189ZM192 188V187H191ZM203 188V189H204ZM210 188V187H209ZM209 188H207L206 190H208ZM214 188V187H213ZM17 189V188H16ZM22 189V188H20ZM29 189H28V192H29ZM37 189V188H36ZM87 189H88V186H87ZM92 189V188H90ZM101 189V188H99ZM182 189V188H181ZM193 189V188H192ZM191 189V190H192ZM196 189V188H195ZM247 189V188H246ZM257 189V188H256ZM19 190V189H18ZM70 190V189H69ZM134 190V192H135ZM159 190V189H158ZM167 190V189H166ZM169 190V189H168ZM178 190V188H177ZM175 190V192L177 191ZM205 190V189H204ZM212 190V189H211ZM215 190V189H214ZM259 190V189H258ZM82 191V189H81ZM87 191V190H86ZM103 191V190H102ZM140 191V190H139ZM145 191V190H143ZM161 191V190H160ZM165 191V190H164ZM210 190H208L209 192ZM252 191V189L250 190ZM15 192V191H14ZM33 192V191H32ZM63 192V191H62ZM68 192V191H67ZM66 192V193H67ZM100 192V190H99ZM172 192V191H171ZM174 192V191H173ZM180 192H183L182 190L179 191ZM185 192V190H184ZM183 192V194H184ZM192 191H188V193H191ZM214 192V191H213ZM216 192V191H215ZM219 192V191H218ZM245 192V190H244ZM22 193V192H20ZM50 193V192H49ZM73 193H74V189H73ZM79 193V192H78ZM83 193V191H82ZM140 194V192H138ZM159 193V192H158ZM168 193V192H167ZM170 193V192H169ZM177 193V192H176ZM175 193V194H176ZM205 193V191L203 192ZM212 193V191H211ZM260 193V192H259ZM54 194V193H53ZM70 194V192H69ZM100 194V193H99ZM122 194V193H121ZM143 194V192H142ZM166 194V193H165ZM187 194V192H186ZM199 194V193H196V195ZM201 194V193H200ZM210 194V192H209ZM216 194V193H213V195ZM68 195V194H67ZM82 195V194H80ZM84 195V193H83ZM125 195V194H124ZM171 195V194H170ZM189 195V194H188ZM186 195V196H188ZM190 195V196H191ZM206 195V194H204ZM211 195V194H210ZM244 195V193H243ZM248 195V193H247ZM246 195V196H247ZM77 196V195H75ZM74 196V197H75ZM131 195H129L128 197H130ZM159 196V195H158ZM165 196V195H163ZM178 196V195H177ZM212 196V195H211ZM215 196H218V195H215ZM220 196V195H219ZM218 196V198H219ZM249 196V195H248ZM64 197V196H63ZM70 197V196H69ZM78 197V196H77ZM82 197V196H81ZM80 197V198H81ZM84 197H88L89 198V195L87 196H84ZM139 197V196H138ZM141 197V195H140ZM162 197V196H161ZM170 197V196H169ZM176 197V195H175ZM182 197V196H181ZM185 197V196H184ZM196 197V196H195ZM201 197V196H200ZM243 197V196H242ZM252 197V196H251ZM73 198V197H72ZM98 200H99V197H97ZM122 198V197H121ZM120 198V199H121ZM133 198V196H132ZM137 197H135L134 199L136 200ZM160 198V197H159ZM166 198V197H165ZM186 198V197H185ZM199 198V197H198ZM204 198V197H202ZM201 198V199H202ZM212 198V197H210ZM210 198H207V199H210ZM249 198V197H248ZM90 199V198H89ZM101 199V197H100ZM118 199V198H117ZM130 199V198H129ZM128 199V200H129ZM182 199V198H181ZM188 199V198H187ZM199 199V200H201ZM213 199L214 196H213ZM217 199V198H216ZM237 199V198H236ZM62 200V199H61ZM71 200V199H70ZM74 200V199H73ZM76 200V199H75ZM79 200V199H78ZM86 200V198H85ZM124 200V199H123ZM127 199H125L126 201ZM158 200V199H157ZM168 200V199H167ZM185 200V199H184ZM206 200V199H204ZM211 200V199H210ZM80 201V200H79ZM82 201V200H81ZM88 201V200H87ZM96 201V200H95ZM101 201V200H100ZM172 201H174L172 199ZM180 201V200H179ZM187 201V200H186ZM185 201V202H186ZM189 201V200H188ZM187 201V202H188ZM191 201H193V203L195 204L197 202V200L193 197L191 199ZM237 201V200H236ZM243 201V200H242ZM68 202V201H67ZM77 202V201H76ZM89 202V201H88ZM87 202V204H88ZM94 202V201H93ZM112 202V201H111ZM121 202V201H120ZM124 202V201H123ZM121 202V203H123ZM126 202H129V201H126ZM184 202V201H183ZM182 202V203H183ZM213 202V200H212ZM211 202V204H212ZM64 203V202H63ZM62 203V204H63ZM69 203V202H68ZM83 203V202H82ZM81 203V204H82ZM92 203V202H91ZM172 203V202H171ZM190 203V202H189ZM209 203V202H208ZM207 203V204H208ZM216 203V202H215ZM214 203V204H215ZM61 204V202L59 203ZM79 204V203H78ZM84 204V203H83ZM93 204V203H92ZM114 204V203H113ZM187 204V203H186ZM193 204V205H194ZM197 204V203H196ZM210 204V205H211ZM244 205L242 207L239 208V211L242 213V215H244L243 217H247V216H256V215H259L263 217L264 219V205L262 204V198H261V194L260 195H256V197L254 198H249V199H245V203H243ZM25 205V204H24ZM57 205V204H56ZM67 205V204H66ZM98 205V204H96ZM102 205V204H100ZM102 205V207L104 206ZM110 205V204H109ZM176 205V203H175ZM199 205V204H198ZM205 205V204H204ZM220 206V204H218ZM234 205V204H233ZM239 205H242V204H238L236 206H239ZM17 206V205H16ZM23 206V205H22ZM42 206V205H41ZM61 206V205H60ZM84 206V205H83ZM90 206V205H89ZM108 206V205H107ZM117 206V205H116ZM115 206V207H116ZM184 206V205H183ZM186 206V205H185ZM189 206V205H188ZM197 205H195L196 207ZM201 206V205H200ZM206 206V205H205ZM214 206V205H213ZM217 206V205H216ZM215 206V207H216ZM217 206V207H219ZM24 207V206H23ZM62 207V206H61ZM67 207V206H66ZM92 207V206H91ZM118 207V206H117ZM120 207V206H119ZM118 207V208H119ZM125 207V206H124ZM176 207V206H174ZM179 207V206H178ZM194 207V208H195ZM25 208V207H24ZM70 208V207H68ZM73 208V207H72ZM71 208V209H72ZM83 208V207H81ZM79 208V209H81ZM88 208V206H87ZM90 208V207H89ZM101 208V207H100ZM105 208V207H103ZM183 208V207H182ZM187 208V207H186ZM198 208V206L196 207ZM206 208L208 209V207L206 206ZM206 208L203 207V209L206 210ZM211 207H209V210H210ZM237 208V207H236ZM17 209V208H16ZM23 209V208H21ZM49 209V208H48ZM65 209V208H63ZM75 209V208H74ZM74 209H72L73 212H76L74 211ZM86 209V207L84 208ZM92 209V208H91ZM96 209V208H95ZM106 209V208H105ZM132 209H133V206H132ZM136 209H138V207H136ZM135 209V210H136ZM140 209V208H139ZM172 209V208H171ZM224 210H226L225 208H223ZM222 209V210H223ZM12 210V209H11ZM50 210V209H49ZM76 210V209H75ZM78 210V209H77ZM104 210V209H103ZM159 210V209H158ZM170 210V209H168ZM180 210V209H179ZM187 210V209H186ZM199 210V209H198ZM208 210V211H209ZM220 210V209H219ZM1 211V210H0ZM8 211V209H7ZM14 211V210H13ZM22 211V210H21ZM43 211V210H42ZM54 211V210H53ZM57 211V210H56ZM61 211V209H60ZM71 211V210H70ZM70 211H67V212H70ZM81 211V210H80ZM90 211V210H89ZM101 211V210H100ZM110 211V210H109ZM127 211V210H126ZM129 211V210H128ZM175 211V209H174ZM185 211V210H184ZM197 211V210H196ZM211 211V210H210ZM209 211V212H210ZM214 211V210H213ZM227 211V210H226ZM237 211V210H236ZM12 212V211H11ZM16 212H20V211H16ZM25 212V211H24ZM23 212V213H24ZM55 212V211H54ZM63 212V210H62ZM72 212V213H73ZM79 212V211H78ZM84 212V211H83ZM82 212V213H83ZM87 212V211H86ZM103 212V211H102ZM107 212V211H106ZM111 212L112 209H111ZM110 212V213H111ZM132 212V210H131ZM135 212V211H134ZM171 212V211H170ZM192 212V211H191ZM190 212V213H191ZM203 212V211H202ZM221 213V211H219ZM218 212V213H219ZM223 212V211H222ZM4 213V212H3ZM2 213V214H3ZM6 213V212H5ZM51 213V212H50ZM53 213V212H52ZM57 213V212H56ZM55 213V214H56ZM80 213V212H79ZM94 213V212H92ZM109 213V214H110ZM117 215H118V212H116ZM140 213V212H138ZM153 213V212H152ZM195 215L196 212H193ZM200 213V212H198ZM203 213H207L206 211H204ZM212 213H215V212H212ZM217 213V212H216ZM215 213V214H216ZM218 213L216 214V216H218ZM1 214V212H0ZM1 214V216H2ZM13 214V213H11ZM17 214V213H16ZM19 214V213H18ZM25 214V213H24ZM39 214V213H38ZM43 214V213H42ZM58 214V213H57ZM56 214V215H57ZM75 214V213H74ZM84 214V213H83ZM88 215L89 212L87 213ZM97 214V213H96ZM105 214V213H104ZM120 214V213H119ZM147 214V213H146ZM156 214V213H155ZM224 214V213H223ZM227 214V213H226ZM237 214V212H236ZM7 215H9L7 213ZM27 215V214H26ZM66 215V214H64ZM79 215H82L81 213ZM77 215V216H79ZM116 215V214H115ZM114 215V216H115ZM116 215V216H117ZM138 215V214H136ZM141 215V214H140ZM171 215V214H170ZM169 215V217H170ZM197 215V213H196ZM194 216V217H198V216ZM199 215V214H198ZM208 215V214H207ZM213 215V214H212ZM220 215V214H219ZM222 215V214H221ZM232 215V213L230 214ZM5 216V215H4ZM22 216V215H21ZM20 216V217H21ZM42 215L40 214V217ZM86 216V215H85ZM83 216V217H85ZM120 216V215H119ZM124 216V215H123ZM121 216V217H123ZM126 216V215H125ZM135 216V215H134ZM151 216V215H150ZM149 216V217H150ZM214 216V215H213ZM228 216V215H227ZM240 216V215H239ZM3 217V216H2ZM14 217V215H13ZM18 217V216H17ZM16 217V218H17ZM44 217V216H43ZM72 217H74L72 215ZM110 217V216H109ZM138 218V216H135ZM181 217V216H180ZM185 217V216H184ZM188 217V216H187ZM203 217V216H202ZM206 217V216H205ZM204 217V218H205ZM219 217V216H218ZM242 217V219H243ZM251 217V218H252ZM71 218V216H70ZM70 218H67L70 219ZM76 218H80V217H76ZM87 218V216H86ZM85 220H88L91 218H87ZM93 218V217H92ZM91 218V219H92ZM116 218V217H115ZM134 218V217H133ZM167 218V217H165ZM175 218V217H174ZM177 218V216H176ZM183 218V217H182ZM200 218V217H199ZM207 218V217H206ZM211 218V216H210ZM221 218V217H220ZM226 218V217H225ZM228 218V217H227ZM234 218V217H233ZM240 218V217H239ZM254 218V217H253ZM257 218V217H255ZM1 219V218H0ZM7 219V217H6ZM5 219V220H6ZM19 219V218H18ZM31 219V218H30ZM33 219H35V217H33ZM74 219V218H72ZM82 219V217H81ZM90 219V220H91ZM113 219V218H112ZM124 219V218H122ZM126 219V218H125ZM140 219V218H138ZM145 219H147V217H145ZM149 219V218H148ZM214 219V218H213ZM218 220V218H216ZM215 219V220H216ZM242 219H240L239 221H241ZM250 219V218H249ZM248 219V220H249ZM3 219H1L2 221ZM10 220V219H8ZM17 220V219H15ZM62 220V219H61ZM60 220V222H61ZM66 220V221H67ZM78 219H76L74 222H76ZM110 220V218H109ZM117 220V219H116ZM121 220V219H119ZM143 220V219H141ZM162 220V218H161ZM164 220V219H163ZM162 220V222H163ZM168 220V219H167ZM166 220V221H167ZM196 220V219H194ZM198 220V219H197ZM196 220V221H197ZM204 220V219H203ZM210 220V219H209ZM223 220V219H222ZM227 219H225L226 221ZM244 220V219H243ZM247 220V219H246ZM245 220V221H246ZM250 220H253V219H250ZM258 220V219H257ZM27 221V220H26ZM32 221V220H31ZM30 221V222H31ZM37 221V220H36ZM73 221V220H71ZM80 220H78L79 222ZM82 221H84L82 219ZM89 221V220H88ZM105 221V220H104ZM122 221V220H121ZM127 221V220H126ZM130 221V219H129ZM132 221V220H131ZM156 221V220H155ZM158 221V220H157ZM160 221V219H159ZM165 221V222H166ZM172 221V220H171ZM179 221L180 218H179ZM178 221V222H179ZM186 221V220H184ZM212 221V220H211ZM221 221V220H220ZM228 221V220H227ZM231 221V220H230ZM16 222V221H15ZM63 222V221H62ZM65 222V220H64ZM87 222V221H86ZM108 222V221H107ZM111 222V221H109ZM116 222V221H115ZM134 222V221H133ZM198 222V221H197ZM217 222V221H216ZM229 222V221H228ZM233 222V220H232ZM243 222V221H242ZM255 222V221H254ZM1 223V222H0ZM10 223V222H9ZM18 223V221L16 222ZM22 223V222H20ZM25 223H28V222H25ZM67 224V222H65ZM80 223V222H79ZM83 223V222H82ZM90 223V222H89ZM148 223V222H147ZM170 223V222H169ZM209 223V222H208ZM215 223V221H214ZM225 222H223L224 224ZM231 223V222H230ZM229 223V224H230ZM239 223V222H238ZM241 223V222H240ZM60 224V223H59ZM70 223H68L67 225H69ZM81 224V223H80ZM87 224V223H86ZM85 224V225H86ZM120 224V223H119ZM119 224H118V227H119ZM152 224V223H151ZM173 224V223H172ZM206 224V223H205ZM217 224V223H216ZM228 224V225H229ZM264 224V223H263ZM2 225V224H1ZM23 225H24V222H23ZM72 225V223H71ZM79 224H74V226H78ZM83 225V224H82ZM116 225V224H115ZM137 225V224H136ZM139 225V224H138ZM146 225V224H145ZM153 225V224H152ZM159 225V229L160 228V224ZM162 225V224H161ZM164 225V224H163ZM167 225V224H165ZM196 224H194L195 226ZM198 225V224H197ZM202 225V224H201ZM207 225V224H206ZM205 225V227H206ZM222 225V224H221ZM247 225V224H246ZM252 225V224H251ZM3 226V225H2ZM18 226V225H17ZM107 226V225H106ZM142 226V225H141ZM144 226V225H143ZM147 226V225H146ZM145 226V227H146ZM151 226V225H150ZM193 226V225H192ZM210 226H211V222H210ZM232 226V225H231ZM242 226V225H241ZM245 226V225H244ZM7 228V226H5ZM11 227V226H9ZM8 227V229H9ZM29 227V226H28ZM83 227V226H82ZM113 227V226H112ZM111 227V228H112ZM135 227V225L133 226ZM137 228L139 226H136ZM149 227V226H148ZM154 227H157V226H154ZM152 226V228H154ZM196 227V226H195ZM199 227V226H198ZM203 227V225H202ZM204 227V228H205ZM220 227V226H219ZM222 227V226H221ZM230 227V226H229ZM240 227V226H238ZM237 227V228H238ZM13 229V224H12V227ZM122 228V227H121ZM120 228V229H121ZM142 228V227H140ZM144 228V227H143ZM147 228V227H146ZM145 228V229H146ZM203 228V229H204ZM210 228V227H209ZM7 229V230H8ZM50 229V228H49ZM116 229L117 226H116ZM126 229V228H125ZM124 229V230H125ZM157 229V228H156ZM192 229V228H191ZM221 229V228H219ZM223 229V228H222ZM227 229V228H226ZM231 229V228H229ZM240 229V228H239ZM246 229V228H245ZM6 230V231H7ZM11 230V229H10ZM30 230V229H29ZM34 230V229H33ZM130 230V229H129ZM137 230V229H136ZM151 230V229H150ZM154 230V229H153ZM212 230V229H211ZM214 230V229H213ZM225 230V228H224ZM237 230V229H236ZM241 230V229H240ZM240 230H238L240 232ZM5 231V230H4ZM32 232V230H30ZM119 231V230H118ZM117 231V232H118ZM123 231V230H122ZM131 231V230H130ZM135 231V230H134ZM137 231H140V230H137ZM156 231V230H155ZM203 231V230H202ZM201 231V233H202ZM243 231V230H242ZM120 232V231H119ZM132 232V231H131ZM151 232V231H150ZM189 232V231H188ZM204 232V231H203ZM210 232V231H209ZM219 232V231H218ZM221 232V231H220ZM228 232V230H227ZM237 232V231H236ZM238 232V233H239ZM245 232H247L245 230ZM37 233V232H35ZM115 233V232H114ZM124 233V232H123ZM129 233V232H128ZM200 233V232H199ZM208 233V231H207ZM226 233V232H224ZM241 233V232H240ZM34 234V232H33ZM112 234V233H111ZM110 234V235H111ZM121 234V232H120ZM127 234V232H126ZM132 234V233H131ZM141 234V233H139ZM144 234V232H143ZM147 234V233H146ZM150 234V233H148ZM216 234V232H215ZM222 234V233H221ZM4 235V234H3ZM32 235V234H31ZM36 235V234H35ZM119 235V233H118ZM122 235V234H121ZM185 235V234H183ZM195 235L194 232H190L188 234H186L185 236H180L179 238L177 237L176 241L174 239V245H176V247L178 248V246H182V244H186V241L189 240L190 237L193 238V236ZM201 235V234H200ZM198 235V236H200ZM209 235V233H208ZM242 235V234H241ZM246 235V234H245ZM248 235V233H247ZM9 236V235H8ZM114 236V235H113ZM135 236V235H134ZM152 236V235H151ZM179 236V235H178ZM210 236V235H209ZM216 236V235H215ZM224 236V235H223ZM227 236V235H225ZM34 237V236H33ZM33 237H31L33 239ZM59 237V236H58ZM123 237V236H121ZM133 237V235H132ZM136 237V236H135ZM143 237V236H142ZM208 237V236H206ZM212 237V236H211ZM210 237V238H211ZM221 237V236H220ZM235 237H239L240 238V235L238 236H235ZM245 237V236H244ZM56 238V237H55ZM115 238V237H114ZM126 238V236H125ZM137 238V237H136ZM158 238V237H157ZM174 238V237H173ZM191 238V239H192ZM196 239V237H194ZM213 238H214V235H213ZM217 238V237H216ZM226 238V237H224ZM247 238V237H246ZM245 238V239H246ZM253 238V237H252ZM262 238V237H261ZM52 239V238H51ZM132 239V238H131ZM142 239V238H140ZM160 239V238H159ZM194 239V240H195ZM206 239V238H205ZM227 239V238H226ZM14 241V239H12ZM29 240V239H28ZM55 240V239H54ZM53 240V241H54ZM58 240V239H57ZM106 240V238H105ZM104 240V241H105ZM161 240V239H160ZM173 240V239H172ZM202 240V239H201ZM215 240V239H214ZM225 240V239H224ZM223 240V241H224ZM228 240V239H227ZM264 240V239H262ZM23 241V240H22ZM20 240V243L22 242ZM27 241V240H25ZM102 241V240H101ZM112 241H114L112 239ZM111 241V243H112ZM116 241V240H115ZM134 241V240H133ZM136 241V240H135ZM134 241V242H135ZM213 241V240H212ZM234 240H232L233 242ZM243 241V240H242ZM252 241V240H251ZM7 242V241H6ZM48 242V241H47ZM51 242V241H50ZM56 242V241H55ZM117 242V241H116ZM130 242V240H129ZM145 242V241H143ZM160 242V241H159ZM162 242V241H161ZM193 242V241H191ZM195 242V241H194ZM201 242V241H199ZM214 242V241H213ZM245 242V241H243ZM1 243V242H0ZM12 243V242H11ZM23 243V242H22ZM58 244V242H56ZM102 243H105V242H102ZM114 243V242H113ZM123 243V242H122ZM126 243V242H125ZM142 243V242H141ZM150 243V242H149ZM153 243V242H152ZM172 243V242H171ZM188 243V242H187ZM221 243V242H220ZM235 243V242H234ZM248 243V242H247ZM7 244V243H6ZM17 244V242H16ZM43 244V243H42ZM48 245V243H46ZM119 244V243H118ZM134 244V243H133ZM160 244V243H159ZM162 244V243H161ZM193 244V243H192ZM195 244V243H194ZM207 244V243H206ZM209 244V243H208ZM218 244V243H217ZM243 244V243H242ZM260 244V243H259ZM20 245V244H19ZM18 245V246H19ZM23 245V244H22ZM80 245V244H79ZM131 245V244H130ZM129 245V246H130ZM135 245V244H134ZM132 245V246H134ZM142 246L144 244H141ZM146 245V244H145ZM187 246L189 245L186 244ZM201 246V244H199ZM198 245V246H199ZM241 245V244H240ZM250 245V244H249ZM248 245V246H249ZM252 245V244H251ZM257 245V243H256ZM263 245V244H262ZM14 246V245H13ZM28 246V245H27ZM30 246V245H29ZM28 246V247H29ZM82 246V245H81ZM107 246H108V243H107ZM112 246V245H111ZM126 246H127V243H126ZM131 246V247H132ZM191 246V245H190ZM189 246V247H190ZM197 246V245H196ZM195 246V247H196ZM204 246V245H203ZM206 246V245H205ZM210 246V245H209ZM223 246V245H222ZM226 246V244L224 245ZM261 246V244H260ZM51 247V245H50ZM109 247V246H108ZM114 247V246H113ZM116 247V246H115ZM166 247V246H165ZM164 247V248H165ZM174 247V246H173ZM185 247V245H184ZM183 247V248H184ZM233 247V246H232ZM239 247V245H238ZM5 248V247H4ZM42 248V246H41ZM48 248V247H47ZM54 248V247H53ZM68 248V247H67ZM73 248V247H72ZM85 248V247H84ZM111 248V247H110ZM129 248V247H128ZM142 248V247H141ZM146 250H151V249H155V248H158L157 246L155 245H152V244H149V245H146ZM160 248V247H159ZM176 248V249H177ZM180 248V247H179ZM182 248V247H181ZM198 248V247H197ZM195 248V249H197ZM206 248V247H205ZM212 248V247H210ZM209 248V250H210ZM214 248V247H213ZM223 248V247H221ZM228 248V247H227ZM235 248V247H234ZM233 248V249H234ZM257 248V247H256ZM8 249V248H7ZM52 249V248H50ZM88 249V248H87ZM90 249V248H89ZM124 249V248H123ZM132 250V248H130ZM167 249V248H166ZM171 249L168 248V250ZM188 249V248H187ZM190 249V248H189ZM204 249V248H203ZM208 249V248H207ZM215 249V248H214ZM237 249V248H236ZM246 247H240L238 248V252H237V255L241 257H244V255L246 254L247 255V252H246ZM253 249V248H252ZM9 250V249H8ZM22 250V249H21ZM44 250V249H43ZM74 250V249H73ZM78 250V249H77ZM76 250V251H77ZM101 250V249H100ZM99 250V251H100ZM116 250V248H115ZM119 250V249H118ZM116 250V252L118 251ZM125 250V249H124ZM175 250V249H174ZM201 250V249H200ZM227 250V249H226ZM1 251H2V248H1ZM6 251V250H4ZM46 251V250H45ZM55 251V250H53ZM58 251V250H57ZM95 251V250H94ZM130 251V250H129ZM136 251H139L138 248L136 249ZM143 251L145 250H142V253ZM177 251V250H175ZM179 251V250H178ZM182 251V250H181ZM197 251V250H196ZM215 251V250H214ZM217 251V250H216ZM224 251V250H223ZM235 251V249H234ZM250 251V250H249ZM248 251V252H249ZM14 252V251H12ZM60 252V251H58ZM70 252V250H69ZM80 252V251H79ZM78 252V253H79ZM98 252V251H96ZM128 252V251H127ZM135 252V251H134ZM141 252V250H140ZM170 252V251H169ZM184 252V251H183ZM201 252V251H200ZM212 252V251H211ZM210 252V253H211ZM22 253V251L20 252ZM41 253V251H40ZM68 253V252H67ZM75 253V252H74ZM77 253V254H78ZM81 253V256H82V252ZM87 253L88 250H87ZM103 252H101L102 254ZM133 253V252H132ZM145 253V252H144ZM152 253V252H151ZM176 253V252H174ZM207 253V252H206ZM219 253V252H218ZM223 253V252H222ZM225 253V252H224ZM233 253V251H232ZM235 253V252H234ZM251 253H254V252H251ZM259 253V252H258ZM261 253V252H260ZM1 254V253H0ZM3 254V253H2ZM5 254V253H4ZM73 254V253H71ZM96 254V253H95ZM100 254V253H99ZM126 254V253H125ZM128 254H130V256L132 257L131 255V252H129ZM135 254V253H134ZM200 254V253H199ZM213 254V253H212ZM7 255V254H5ZM9 255V254H8ZM11 255V254H10ZM17 255V254H15ZM55 255V254H54ZM58 255V254H57ZM67 255V254H66ZM75 255V254H74ZM90 255V253H89ZM88 255V257H89ZM105 255V253L103 254V256ZM111 255V254H110ZM118 255V254H117ZM116 255V256H117ZM120 255H121V252H120ZM119 256V259L121 258ZM127 255V254H126ZM140 255V254H139ZM145 255V254H144ZM168 255V254H167ZM170 255V254H169ZM168 255V257H169ZM181 255V254H180ZM186 255V254H185ZM188 255V254H187ZM201 255V254H200ZM199 255V256H200ZM214 255V254H213ZM216 255V254H215ZM229 255V254H227ZM245 255V256H246ZM251 255V254H250ZM263 255V254H262ZM48 256V255H47ZM53 256V255H52ZM51 256V257H52ZM78 256V255H77ZM98 256V253L95 257ZM106 256V255H105ZM112 256V255H111ZM110 256V258H111ZM113 256H114V253H113ZM115 256V257H116ZM154 256V255H153ZM172 256V255H171ZM175 257V255H173ZM177 256V255H176ZM204 256V255H203ZM209 256H211L209 254ZM208 256V257H209ZM222 256V255H221ZM230 256V255H229ZM18 257V256H17ZM70 257V256H69ZM73 257V255H72ZM71 257V258H72ZM76 257V255L74 256ZM102 257V256H101ZM109 257V256H107ZM124 257V256H122ZM136 257V256H135ZM147 257V256H146ZM160 257V256H158ZM186 257V256H185ZM189 257H191L189 255ZM194 257V256H193ZM207 257V258H208ZM212 257V256H211ZM223 257V256H222ZM233 257V255H232ZM236 257V256H235ZM249 257V256H247ZM257 257V256H255ZM254 257V258H255ZM4 259V257H1ZM0 258V259H1ZM10 257H8L9 259ZM14 258V257H13ZM54 258V257H53ZM52 258V259H53ZM68 258V257H67ZM66 258V259H67ZM70 258V259H71ZM91 258V257H89ZM98 258V257H97ZM105 258V257H103ZM114 258V257H113ZM112 258V259H113ZM125 258V257H124ZM138 258V257H137ZM136 258V259H137ZM143 258V257H142ZM167 258V257H166ZM179 258V257H178ZM177 257L175 258V260L178 259ZM183 258V257H182ZM239 259V257H237ZM6 259V260H8ZM15 259H18V258H15ZM46 261L48 262L49 260H47V258H45ZM45 259H43L45 261ZM74 259V258H73ZM100 259V257H99ZM102 259V258H101ZM107 259V258H105ZM109 259V258H108ZM117 259V258H115ZM123 259V258H122ZM121 259V260H122ZM135 259V258H134ZM158 259V258H157ZM156 259V260H157ZM171 259H174V258H169L166 259L168 260L169 262L171 261ZM181 259V258H180ZM198 259V258H197ZM223 259V258H222ZM234 259V257H233ZM246 259V258H245ZM248 259V258H247ZM250 259V258H249ZM248 259V260H249ZM41 260V259H40ZM81 260V259H80ZM79 260V262H80ZM90 261V259H88ZM103 260V259H102ZM111 260V259H109ZM114 260V259H113ZM128 260V259H127ZM131 261V259H129ZM138 260V259H137ZM150 260V259H149ZM148 260V261H149ZM188 260V258H187ZM186 260V261H187ZM194 260V259H193ZM200 260V259H199ZM203 260V258H202ZM207 260V259H206ZM212 260V259H210ZM221 260V259H220ZM228 260V259H227ZM255 260H258V259H254V263H255ZM260 260V259H259ZM2 261V260H1ZM10 261V260H9ZM38 261V260H37ZM52 261V260H51ZM54 261V260H53ZM69 261V260H68ZM73 260H71L72 262ZM75 261V260H74ZM77 261H78V257H77ZM83 261V260H82ZM95 261H97L95 259ZM105 261V260H104ZM124 261V260H123ZM144 261V260H142ZM146 261V259H145ZM165 261V259H164ZM179 262V260H177ZM182 261H184L182 259ZM185 261V262H186ZM192 261V260H191ZM196 261V260H195ZM201 261V260H200ZM204 261V260H203ZM209 261V260H208ZM207 261V262H208ZM218 261V260H217ZM239 261V260H238ZM244 260L242 259V262ZM3 262V261H2ZM5 262V261H4ZM8 262V261H6ZM12 262H15V261H12ZM36 262V261H35ZM55 262V261H54ZM70 262V263H71ZM93 262V261H92ZM100 262L103 263V261L100 260ZM112 262V261H110ZM115 262V261H114ZM118 262V260H117ZM132 262V261H131ZM154 262V261H153ZM152 262V263H153ZM176 262V261H174ZM177 262V263H178ZM184 262V263H185ZM216 262V261H215ZM223 262V261H222ZM229 262V260H228ZM235 262V261H234ZM247 262V261H246ZM251 262V261H250ZM262 263V261H259ZM264 262V261H263ZM40 263V262H39ZM43 263V262H41ZM49 263V262H48ZM56 263V262H55ZM68 263V262H67ZM75 263V262H74ZM84 263V262H81V264ZM93 263H97V262H93ZM92 263V264H93ZM107 263V262H106ZM105 263V264H106ZM124 263V262H123ZM122 263V264H123ZM127 263V262H126ZM125 263V264H126ZM136 263V262H135ZM141 263V262H140ZM145 263V262H144ZM155 263V262H154ZM165 263V262H164ZM163 263V264H164ZM167 263V262H166ZM193 263V262H192ZM210 263V262H209ZM218 263V262H217ZM220 263V262H219ZM225 263V262H224ZM223 263V264H224ZM231 263V260L230 262ZM241 263V262H240ZM245 263V262H244ZM4 264V263H3ZM7 264V263H6ZM12 264V263H11ZM37 264V263H36ZM54 264V263H53ZM77 264V263H75ZM86 264V263H85ZM100 264V263H98ZM115 264V263H114ZM117 264V263H116ZM137 264V263H136ZM143 264V263H141ZM151 264V263H150ZM158 264V263H156ZM171 264V263H170ZM175 264V263H174ZM194 264V263H193ZM199 264H201L199 262ZM206 264V262H205ZM226 264V263H225ZM238 264V263H237ZM242 264V263H241Z\"/></svg>","mask_w":264,"mask_h":264}]
</instances>
